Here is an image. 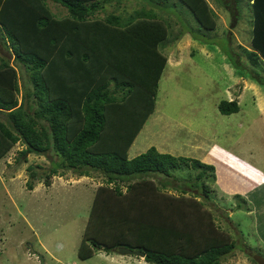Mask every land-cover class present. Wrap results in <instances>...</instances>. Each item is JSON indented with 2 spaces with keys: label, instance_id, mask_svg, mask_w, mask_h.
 Listing matches in <instances>:
<instances>
[{
  "label": "trees",
  "instance_id": "obj_1",
  "mask_svg": "<svg viewBox=\"0 0 264 264\" xmlns=\"http://www.w3.org/2000/svg\"><path fill=\"white\" fill-rule=\"evenodd\" d=\"M52 1L66 13L54 15L45 0H0V31L12 53L11 62L0 54V157L16 142L24 145L20 153L48 157L47 171L26 166L27 188L34 179L48 183L51 174L64 170L103 176L77 245L79 258L101 244L106 252L126 245L154 264H221L234 242L203 204L213 165L153 145L127 155L153 110L165 65L161 46L168 23L156 8L167 0H143L147 8L102 16L100 8L112 0ZM181 1L203 33L214 27L207 0ZM246 3L252 17L249 48L244 45L241 53L228 47L225 54L233 67L264 85V0ZM17 71L25 73L24 100L17 99ZM216 106L220 113L238 109L234 98L220 99ZM178 166L197 168L195 178H201L185 183L191 188L186 195L177 183L171 185L176 192L166 188Z\"/></svg>",
  "mask_w": 264,
  "mask_h": 264
},
{
  "label": "rangeland",
  "instance_id": "obj_2",
  "mask_svg": "<svg viewBox=\"0 0 264 264\" xmlns=\"http://www.w3.org/2000/svg\"><path fill=\"white\" fill-rule=\"evenodd\" d=\"M45 1L54 15L66 13L59 3ZM208 1L213 5L215 23L206 33L198 29L195 17L181 0H167L156 8L168 23L161 46L166 60L153 110L134 136L127 155L132 157L153 145L158 151L212 164L214 179H205L209 197L203 204L234 242L221 264H257L249 256L252 252L264 256V98L255 91L257 87L254 90L237 82L225 66L232 68L225 49L242 53L248 43L250 7L246 0ZM148 6L143 0H112L100 8L98 16L107 12L125 15L133 8ZM180 27L191 29L205 41L180 32ZM0 54L12 61L1 31ZM240 58L245 59L243 54ZM17 72V99L24 100L25 73ZM231 98L238 109L220 113L217 103ZM23 148L16 142L0 157V264H154L138 254L106 252L102 244L90 256L79 258L77 245L94 188L104 183L103 176L94 171L76 175L64 170L60 175L51 174L48 183L43 178L34 179L27 188L26 166L47 171L49 159L20 153ZM196 171L178 166L167 179L149 177L155 181L165 178L169 181L166 188L172 192L177 190L171 185L177 183L188 190L186 195L191 188L185 183L201 180L195 178Z\"/></svg>",
  "mask_w": 264,
  "mask_h": 264
},
{
  "label": "crops",
  "instance_id": "obj_3",
  "mask_svg": "<svg viewBox=\"0 0 264 264\" xmlns=\"http://www.w3.org/2000/svg\"><path fill=\"white\" fill-rule=\"evenodd\" d=\"M208 1V0H207ZM209 5H211V7H213V5L208 1ZM252 17L250 15V20L251 21ZM250 36H248V40H249ZM249 41L248 43L246 44L245 43V47L249 48ZM208 51V49H207ZM264 60V58H263ZM226 68L228 69L227 71L229 73L232 74V76L234 77V79L237 81V82H240L242 83V85L246 86V87H250L251 89H254L255 87H257V89L255 90L256 92H258L259 94H261L262 98H264V85H261L259 84L258 82H256L254 79L250 78L247 74H242L241 71L237 70L235 67H233L232 65V68L231 67H228L226 64H225ZM262 86V87H261ZM263 88V89H262ZM257 93V94H258ZM257 99V98H256ZM264 106V105H263ZM129 147V146H128ZM128 149V148H127ZM234 193H238L237 191L234 192ZM250 250V249H249ZM252 251V250H251ZM253 253V252H252ZM251 254V253H250ZM140 256L142 259L143 257L141 255H138ZM253 264V263H252Z\"/></svg>",
  "mask_w": 264,
  "mask_h": 264
},
{
  "label": "water",
  "instance_id": "obj_4",
  "mask_svg": "<svg viewBox=\"0 0 264 264\" xmlns=\"http://www.w3.org/2000/svg\"><path fill=\"white\" fill-rule=\"evenodd\" d=\"M116 249L119 253H134V254H138L141 256L143 255L142 251L137 250V249H132V248L126 247L124 245H118ZM250 255L257 264H264V256H262L258 253H251ZM38 257L40 259V263H42L41 256L38 255Z\"/></svg>",
  "mask_w": 264,
  "mask_h": 264
},
{
  "label": "clouds",
  "instance_id": "obj_5",
  "mask_svg": "<svg viewBox=\"0 0 264 264\" xmlns=\"http://www.w3.org/2000/svg\"><path fill=\"white\" fill-rule=\"evenodd\" d=\"M253 253H255V252H253ZM142 257H143V255H142ZM146 261V260H145ZM149 262V261H148Z\"/></svg>",
  "mask_w": 264,
  "mask_h": 264
}]
</instances>
